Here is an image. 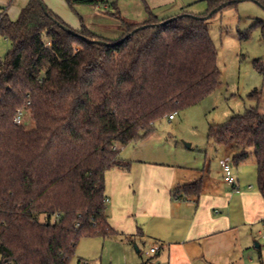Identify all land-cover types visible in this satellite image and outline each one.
<instances>
[{
	"label": "trees",
	"instance_id": "1",
	"mask_svg": "<svg viewBox=\"0 0 264 264\" xmlns=\"http://www.w3.org/2000/svg\"><path fill=\"white\" fill-rule=\"evenodd\" d=\"M225 1L205 0V12L165 24L168 17L145 6L148 18L123 20L116 39L69 27L39 0H29L15 19L0 15V35L10 41L0 56V264H69L81 237L117 233L104 181L106 170L128 166L117 145L145 138L156 121L217 86V51L201 16ZM229 1L219 9L236 2ZM254 65L264 76V63ZM259 94L253 89L248 97L258 101ZM18 110L29 111L32 129L14 121ZM207 138L240 148L233 163L251 147L264 191L263 113L251 108L210 124ZM201 188V180L177 185L171 196H198Z\"/></svg>",
	"mask_w": 264,
	"mask_h": 264
},
{
	"label": "crops",
	"instance_id": "2",
	"mask_svg": "<svg viewBox=\"0 0 264 264\" xmlns=\"http://www.w3.org/2000/svg\"><path fill=\"white\" fill-rule=\"evenodd\" d=\"M28 1L0 0L7 4L5 9L0 7V15L9 17L11 10L10 18L15 19ZM129 1L134 5L131 15L134 23L148 18L145 6L158 18L183 12L170 11L174 0ZM196 1L183 0L181 4ZM206 9L207 4L206 8L201 6L197 11L188 12L200 14ZM51 10L56 13L53 7ZM117 148L128 166L105 171L108 221L125 234L126 241L153 240L149 248L157 246L154 253L158 264H198V260L202 264H230L238 250L260 233L264 225V191L255 184L256 164V176L239 171L233 174L238 185L234 188L223 177L222 162L231 161L228 155L220 158L219 171L214 173L207 151L198 153L196 161H190L189 153L162 146L160 135L155 131ZM197 180L202 182L198 196H171L173 187Z\"/></svg>",
	"mask_w": 264,
	"mask_h": 264
},
{
	"label": "rangeland",
	"instance_id": "3",
	"mask_svg": "<svg viewBox=\"0 0 264 264\" xmlns=\"http://www.w3.org/2000/svg\"><path fill=\"white\" fill-rule=\"evenodd\" d=\"M42 1L47 8L53 7L69 27L75 29L85 26L107 39H116L123 33L126 28L123 20L135 22L131 16L134 5L129 0H105L104 4L98 6L73 7L65 0H60L61 4L59 0ZM174 1L170 10L174 13L184 9L197 11L201 6L206 8L205 0H197L193 4H181L183 0ZM0 7L5 9L7 4L0 3ZM8 13L11 17V10ZM180 13L193 12L177 14ZM206 23L217 51L219 82L200 101L177 111L174 119L165 116L156 121L153 131L160 135L162 146L167 150L179 149L184 154L189 153L190 161H196L198 153L204 154L207 151L212 171L217 173L220 158L228 155L232 161L231 156L240 148L217 144L208 139V126L221 124L232 115L244 113L251 108H257L264 114V76L254 65L255 60L264 63V0L236 1L206 18ZM9 48L10 41L0 35V56H4ZM253 89L260 91L258 101L248 97ZM21 123L27 130L35 126L28 110L23 111ZM224 149H227L226 153ZM245 150L247 155L243 161H232V175L239 171L246 176H256L253 149L246 147ZM43 218L41 215L40 219ZM115 230L117 233L114 235L81 237L69 264H158L155 253L146 254L153 240L145 238L142 241H126L125 234L117 228ZM256 243L260 247H256ZM245 247L238 250L235 260L230 264H264L263 224L260 233ZM197 262L202 264L199 260Z\"/></svg>",
	"mask_w": 264,
	"mask_h": 264
},
{
	"label": "water",
	"instance_id": "4",
	"mask_svg": "<svg viewBox=\"0 0 264 264\" xmlns=\"http://www.w3.org/2000/svg\"><path fill=\"white\" fill-rule=\"evenodd\" d=\"M232 1H239V0H232ZM229 2H230V1L228 0V1H225V2L221 3L219 6H217V7L213 8V9H211L207 14H205V15H203V16H201V17H202V18H208V17H210V16H211L215 11H217L220 7H222V6L226 5V4H228ZM39 3H40V5H41L42 9L44 10V12L47 13V9H46V6H45V4L43 3V1H42V0H39ZM183 15H192V16L196 17L195 15L190 14V13H180V14H177V15H175V16L169 17V18H167V19L161 21L160 23H161V24H165V23H167V22H169V21H172L173 19H176L177 17H181V16H183ZM60 25H61V27H62L63 29H65L66 31H70V28H69L68 26L63 25V24H60ZM145 25H147V24H142V25H140V26L135 27L132 31L128 32V33H127L122 39H124L125 37L131 35L134 31H136V30L139 29V28L144 27ZM151 25H152V24H151ZM83 37H84V36H83ZM88 40H89L90 42H96V43L105 44V45H108V46L113 44L112 42H107V41H103V40H100V39H88ZM119 41H120V40H119ZM186 144L189 145V143H186Z\"/></svg>",
	"mask_w": 264,
	"mask_h": 264
},
{
	"label": "built area",
	"instance_id": "5",
	"mask_svg": "<svg viewBox=\"0 0 264 264\" xmlns=\"http://www.w3.org/2000/svg\"><path fill=\"white\" fill-rule=\"evenodd\" d=\"M46 45L50 46V41H46ZM176 111H173L172 113H169L167 115L168 119H173L175 117ZM21 118H22V112L20 110L17 111V114L14 117V121L16 123H21ZM222 171H223V177L224 180L231 184L234 188H238V185L232 175V162L229 160H223L222 162ZM157 249V246H152L150 247L147 251L146 254L149 253H154Z\"/></svg>",
	"mask_w": 264,
	"mask_h": 264
}]
</instances>
